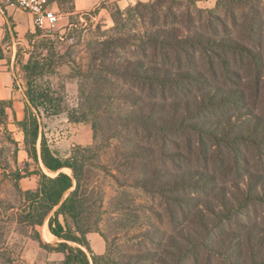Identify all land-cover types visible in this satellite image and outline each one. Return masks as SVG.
<instances>
[{"label":"trees","instance_id":"obj_1","mask_svg":"<svg viewBox=\"0 0 264 264\" xmlns=\"http://www.w3.org/2000/svg\"><path fill=\"white\" fill-rule=\"evenodd\" d=\"M64 2L74 5V0H59L61 5ZM69 11L73 13L75 6ZM110 12L114 26L87 44L90 53L87 69L76 59V47L82 42V33L77 27L70 29L65 38L42 35L40 31L27 34L29 44L33 40L34 43L28 60L22 65L26 108L24 118L16 124L24 133L25 149L35 164L34 171L30 169L31 161H19V142L11 136L10 140L14 145L16 180L36 175V186L26 190L19 187V205L10 208L16 209L15 221L19 229L28 230L29 237L37 240L42 248L64 254L61 264L112 263V251L95 254L87 238L90 232H97L109 243L101 225L104 222V187L96 170L106 169L115 177L101 163V155L113 145L112 140L125 147L123 161L115 162L117 170L138 159L143 171L136 177L135 186L153 196L170 193L177 197L195 187H208L209 175L195 173L192 169H180L172 174L161 168L150 160L155 153L154 143L162 142L167 146L173 136L189 133L203 136L216 148L239 149L240 145L264 143V125L262 127L257 119L254 121V116L241 106L244 98L237 89L211 86L204 70L194 63L188 65L189 61L193 62L197 50L203 55L217 51L216 58L221 59L218 50H244L256 61L260 71L259 66L264 63L258 51L234 38H210L195 32L182 35L178 28L161 26L158 2H138L126 9L113 8ZM137 21L144 25L141 29H135ZM96 27L101 32V25ZM183 62L186 67H182ZM223 62L228 67L229 61ZM64 64L71 65L69 77L79 82L80 99L74 106L69 102L65 80H55L58 68ZM227 67L225 72L230 73ZM199 84H205L204 88L208 89L192 93V87ZM13 105L12 99L0 100V126L5 129H8L9 110ZM62 113H67L72 122L91 123L95 141L98 134H106V127L112 133L105 135L101 143L76 145L63 157L52 149L43 124L44 117ZM164 154L162 149L161 156L175 158L172 152ZM117 157L118 152L114 158ZM261 178L254 173L244 176L242 189L246 201H264ZM246 201L239 210L247 206ZM116 204V210L122 212L128 211L130 206L127 198H118ZM236 206V201L223 205L222 222L232 219L238 209ZM121 220L125 226L132 219ZM45 224L57 238L53 243L44 241L38 231V227ZM143 238L159 242L153 224L143 231ZM169 243L177 248L184 245L175 238ZM258 244L262 245L254 242L255 247ZM118 254L120 264H155L145 261V251L119 250ZM0 258V264L12 263V251L0 247Z\"/></svg>","mask_w":264,"mask_h":264},{"label":"rangeland","instance_id":"obj_2","mask_svg":"<svg viewBox=\"0 0 264 264\" xmlns=\"http://www.w3.org/2000/svg\"><path fill=\"white\" fill-rule=\"evenodd\" d=\"M138 2H158L161 26L178 28L182 35L195 32L210 38H234L245 47L258 51L264 63V0H97L91 7L73 14L69 11L74 8L72 2L61 5L58 0L64 17L57 30L47 34L36 28L35 32L65 38L70 29L77 27L82 33V42L76 47V59L83 69H87L90 57L88 42L114 26L110 11L116 7L126 9ZM72 23L76 24L73 26ZM146 23L150 26L147 18ZM97 25H101L102 33ZM143 26L137 21L135 29ZM33 43L34 40L30 45L26 39L18 48L16 56L20 68L17 79L21 78L24 84L22 65L28 60ZM218 51L222 59L216 58L217 51L203 55L197 50L193 62L189 61L188 65L194 63V66L204 70L211 86L237 89L238 94L244 98L241 106L263 127L264 66H259V71L256 61L249 58L248 52L244 50ZM223 60L229 61L228 67L224 66ZM184 66L187 64L183 62ZM225 67L229 68L230 73L225 72ZM71 70L70 64L60 66L55 80H65L69 102L74 106L80 99V92L78 80L69 77ZM205 86H193L191 91H205L208 89ZM15 122L12 116L8 129L0 126V247H8L12 251L13 262L10 264H61L64 254L42 248L37 240L29 237L28 230L19 229L15 221L16 209L10 208L19 205V187L26 190L36 186V175L21 180L15 178L17 166L10 136L22 143L19 150L25 146L23 134L16 129ZM43 123L52 149L63 157L70 154L76 145H95L101 143L105 135L112 133L106 127V134H98V140L95 141L91 123L72 122L67 113L44 117ZM172 139L167 146L162 142L154 143L155 153L150 160L172 174L180 169H192L195 173L209 175L208 187H195L191 191L181 192L179 197L170 193L153 196L134 185L136 177L143 171L138 159L122 166L123 169L115 168V162L119 164L123 161V144L112 140L113 145L101 155L102 165L109 168L116 177L106 169L96 170L105 193L102 214L104 222L101 225L109 237V243L105 241V253L109 249L112 251L111 264H120L117 259L119 250L134 253L145 251V261L155 264H264V201H246L242 189L244 176L251 173L262 177L264 189V143L240 145L238 149L216 148L210 140L194 133L175 135ZM135 140L139 141L138 138ZM162 149L166 152L164 155L172 152L175 158L161 156ZM117 152L118 157L115 159ZM17 157L21 163L31 161L29 157L24 158L23 153L18 152ZM31 163L30 169L34 171L35 164ZM150 164L154 166V163ZM118 198H127V204L130 205L126 209L128 211L116 210ZM234 201L238 209L231 220L222 222L223 205ZM245 201L247 206L239 210ZM120 218L132 220L123 226ZM151 224L157 230L159 242L153 243L143 238V231ZM38 231L46 242L57 240L47 224L38 227ZM172 238L184 243L182 248L172 246L169 243ZM255 241L262 245L255 247ZM93 249L97 253L95 244Z\"/></svg>","mask_w":264,"mask_h":264},{"label":"crops","instance_id":"obj_3","mask_svg":"<svg viewBox=\"0 0 264 264\" xmlns=\"http://www.w3.org/2000/svg\"><path fill=\"white\" fill-rule=\"evenodd\" d=\"M96 2L97 0H74L75 11L73 13H79ZM35 30L34 17L30 12L10 5L7 0H0V53L2 54V56L0 55V100L12 99L14 101L13 109H10L9 113L10 117H15V121H20L24 118V110L26 108L25 84L21 78L18 77L17 79L20 68L17 65L16 56L18 48L26 41L27 34L34 33ZM16 129L22 132L24 138V133L17 124ZM21 144L19 143V146ZM19 153H23L24 158L28 159L29 155L25 146L21 147ZM87 238L92 249L94 244L96 245L98 251L97 253L94 252L95 254L101 255L105 253L106 243L99 233L90 232Z\"/></svg>","mask_w":264,"mask_h":264},{"label":"built area","instance_id":"obj_4","mask_svg":"<svg viewBox=\"0 0 264 264\" xmlns=\"http://www.w3.org/2000/svg\"><path fill=\"white\" fill-rule=\"evenodd\" d=\"M7 2L30 12L34 17L35 27L47 34L55 32L64 17L57 0H7Z\"/></svg>","mask_w":264,"mask_h":264}]
</instances>
